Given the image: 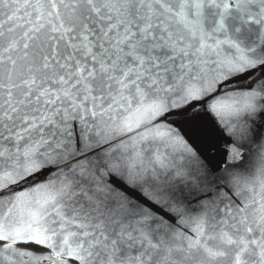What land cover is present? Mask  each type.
I'll return each mask as SVG.
<instances>
[{"label": "snow or ice", "instance_id": "obj_1", "mask_svg": "<svg viewBox=\"0 0 264 264\" xmlns=\"http://www.w3.org/2000/svg\"><path fill=\"white\" fill-rule=\"evenodd\" d=\"M0 264H264V0H0Z\"/></svg>", "mask_w": 264, "mask_h": 264}]
</instances>
